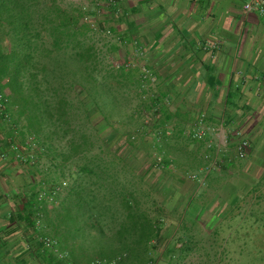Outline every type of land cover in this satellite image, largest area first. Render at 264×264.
<instances>
[{"label": "trees", "instance_id": "obj_1", "mask_svg": "<svg viewBox=\"0 0 264 264\" xmlns=\"http://www.w3.org/2000/svg\"><path fill=\"white\" fill-rule=\"evenodd\" d=\"M106 5L118 9L110 1ZM92 14L59 0H0V92L7 100L0 119L8 127L4 144L19 164L21 152L29 166L30 143L36 161L54 160L51 167L58 174L34 181L20 204L30 227L46 214L51 238L67 260L150 264L151 243L157 249L162 239V215L149 214L145 203L156 205L155 189L145 187L144 178L152 170L182 167V161L159 131L149 147L155 153L148 149L136 157L139 146L121 128L125 118L115 89L120 78L131 73L104 62L90 38L91 23H97L83 19ZM111 49L110 59L121 60L116 48ZM190 137L202 140L193 133ZM60 142L65 152H57L54 144ZM146 157L155 168L140 172L137 166ZM200 164L189 168L196 170ZM34 169L40 172L36 165ZM59 189L64 195L57 198ZM50 213H55L57 225ZM182 216L179 213V220Z\"/></svg>", "mask_w": 264, "mask_h": 264}, {"label": "crops", "instance_id": "obj_2", "mask_svg": "<svg viewBox=\"0 0 264 264\" xmlns=\"http://www.w3.org/2000/svg\"><path fill=\"white\" fill-rule=\"evenodd\" d=\"M108 1L118 9L107 20L122 23L116 31L130 43L120 59L141 49L140 87L155 89L149 98L160 111L159 132L187 139L201 118L206 133L197 144L206 166L217 159L238 173L258 165L252 160L264 154V16L244 12L247 0H99ZM143 67L150 77H142ZM7 129L0 119V264H65L41 240L46 214L34 227L24 216L21 187L33 182L35 169L8 155ZM240 139L251 145L245 163L233 157Z\"/></svg>", "mask_w": 264, "mask_h": 264}, {"label": "rangeland", "instance_id": "obj_3", "mask_svg": "<svg viewBox=\"0 0 264 264\" xmlns=\"http://www.w3.org/2000/svg\"><path fill=\"white\" fill-rule=\"evenodd\" d=\"M59 1L63 6H73L80 10L86 7L88 12L94 13L91 15V20L97 23V27L90 33V38L104 58V62L116 69L109 55L112 52L111 48H116L114 54L118 59L124 56L125 52L130 51V43L122 34L119 37L116 31V27L123 24L107 20V13L112 8H108L106 4L102 6L99 0L96 1L102 8L100 10L96 8L95 0ZM107 30L111 32L113 38L119 37V42L114 41L109 35L104 37V32ZM133 47L138 48V45ZM140 67L135 61V65L127 70H130L131 74L121 77L115 88L120 93L119 99L122 102L125 118L120 125L130 132L135 144L139 146L137 158L142 157L145 150L150 149L149 153L154 152L149 147L157 134L155 132L160 128L157 120L160 111L154 102L156 98H149L155 95V89L151 86L141 91ZM233 97L232 95L231 98ZM166 136L168 138L165 143L176 156L180 157L178 160L182 161L183 168L152 170L144 178L145 187L148 184L155 189L152 194L156 205H151L152 202L148 201L145 203L149 214L152 217L162 215V224H160L162 239L157 249L154 247V242L151 243L150 264H264V154L263 156L259 154L260 156L252 160L253 164L258 165L251 167L250 171L243 166L236 168L238 173L228 172L222 167L215 169L210 167L208 172L203 159L204 152L197 141H193L191 137L185 139L167 134ZM182 144H185V149L180 148ZM29 145V166L36 165V169L40 172L35 171L33 182H26L21 187L22 190H26L34 181L38 182L45 176L52 178L58 174L51 167L54 160L42 157L36 161V158L30 155L35 148L34 144ZM54 145L57 152L66 151L64 143ZM20 155L21 165L27 164L25 154L20 152ZM233 157L236 162L246 161V157L242 160ZM198 163H202L198 169L189 168V165L195 166ZM148 166L155 168L152 159L146 157L140 161L137 168L143 172ZM63 171L67 172L68 169ZM192 176H196L195 179ZM58 193L60 195L57 198L63 196V189H59ZM56 204L58 200L54 202V205ZM48 207L51 209L52 204ZM179 213H183L180 220ZM49 217L53 219L54 225L58 224L55 213H50ZM50 229L46 227L44 232L49 233L50 236L48 235L47 238L53 241ZM54 247L58 251L56 243ZM86 255L94 256L95 253L88 252Z\"/></svg>", "mask_w": 264, "mask_h": 264}, {"label": "built area", "instance_id": "obj_4", "mask_svg": "<svg viewBox=\"0 0 264 264\" xmlns=\"http://www.w3.org/2000/svg\"><path fill=\"white\" fill-rule=\"evenodd\" d=\"M98 5V4H96ZM242 9L244 12L249 13V12H257L259 15L264 16V0H247L243 3L242 5ZM83 10H86V7L83 8ZM87 11V10H86ZM85 21H90L91 19L88 18L87 15H85V17L83 18ZM92 21V20H91ZM92 29L95 30V25L92 23L91 24ZM113 38V36H111V32L109 30L104 32V37L108 36ZM114 41H118L119 42V38H113ZM140 48V47H139ZM141 56V49L136 51V53L134 54V57L131 59H121V60H116L113 62V66L116 69H128L132 63L134 62V60H138V58ZM141 74L142 77H150V74L148 72V70L146 68H141ZM261 80H264V76L260 77ZM151 81H153V79L150 78ZM4 92H0V114L2 113V111L5 109L6 106V98H4L5 96ZM205 127L203 126V123L201 121V118L196 120L193 124V128H192V133H193V137L196 139H202L205 136ZM251 145L249 143L248 140L245 139H240L237 141L235 148H234V153L235 156L239 159H243L246 157L248 151L250 150ZM221 164V162L217 159H215L214 162L211 163V167L213 168H217L219 167ZM196 176H192L193 179H195ZM43 244L47 247V248H51L54 250V252H56L58 254V256L60 258H66V255L63 253L58 252L54 245L55 242L50 240L49 238H43L42 240ZM65 264H73L71 261L67 260L65 262ZM92 264H113V262H107L106 260H95Z\"/></svg>", "mask_w": 264, "mask_h": 264}]
</instances>
